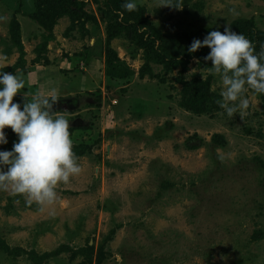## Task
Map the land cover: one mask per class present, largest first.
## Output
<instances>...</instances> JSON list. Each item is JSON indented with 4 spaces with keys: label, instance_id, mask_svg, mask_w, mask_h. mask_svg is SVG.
<instances>
[{
    "label": "rangeland",
    "instance_id": "374dc122",
    "mask_svg": "<svg viewBox=\"0 0 264 264\" xmlns=\"http://www.w3.org/2000/svg\"><path fill=\"white\" fill-rule=\"evenodd\" d=\"M124 2L0 0L13 102L55 96L82 167L50 206L0 190V264H264V94L228 116L210 48L188 51L229 26L264 51V0Z\"/></svg>",
    "mask_w": 264,
    "mask_h": 264
},
{
    "label": "clouds",
    "instance_id": "9594fccd",
    "mask_svg": "<svg viewBox=\"0 0 264 264\" xmlns=\"http://www.w3.org/2000/svg\"><path fill=\"white\" fill-rule=\"evenodd\" d=\"M165 5L183 6L180 0H161L159 7ZM122 8L136 11L138 0H125ZM204 46L210 48L204 59L221 78L222 100L217 103L228 116H243L250 104L245 93L251 89L264 94V51L257 54L253 43L230 26L224 32L210 31L203 40L194 39L188 51L195 53ZM24 88L22 74L0 71V145L8 143L6 127L18 134L12 150H0V190L27 194L29 203L50 206L57 200V185L69 183L82 167L73 151L68 119L53 115L57 98L38 94L21 107L13 100Z\"/></svg>",
    "mask_w": 264,
    "mask_h": 264
},
{
    "label": "trees",
    "instance_id": "16d2710c",
    "mask_svg": "<svg viewBox=\"0 0 264 264\" xmlns=\"http://www.w3.org/2000/svg\"><path fill=\"white\" fill-rule=\"evenodd\" d=\"M108 58L111 60V59H113V58H115V54H116V52H115V50L110 46V45H108ZM199 101V100H198ZM81 156V155H80ZM6 245H7V247L9 248V249H11L10 248V246H9V244L6 242ZM14 249H16V248H14Z\"/></svg>",
    "mask_w": 264,
    "mask_h": 264
},
{
    "label": "crops",
    "instance_id": "0c3cea01",
    "mask_svg": "<svg viewBox=\"0 0 264 264\" xmlns=\"http://www.w3.org/2000/svg\"><path fill=\"white\" fill-rule=\"evenodd\" d=\"M109 147H110V146H109ZM108 150H109V148H108ZM109 151H110V150H109ZM8 242H9L8 244H10V239H8Z\"/></svg>",
    "mask_w": 264,
    "mask_h": 264
}]
</instances>
